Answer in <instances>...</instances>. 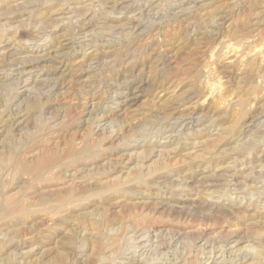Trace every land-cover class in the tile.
Segmentation results:
<instances>
[{"label": "rangeland", "instance_id": "obj_1", "mask_svg": "<svg viewBox=\"0 0 264 264\" xmlns=\"http://www.w3.org/2000/svg\"><path fill=\"white\" fill-rule=\"evenodd\" d=\"M0 32V125L27 140L0 145V264L68 243L74 264H264V0H0ZM91 209L99 231L68 219Z\"/></svg>", "mask_w": 264, "mask_h": 264}, {"label": "bare ground", "instance_id": "obj_2", "mask_svg": "<svg viewBox=\"0 0 264 264\" xmlns=\"http://www.w3.org/2000/svg\"><path fill=\"white\" fill-rule=\"evenodd\" d=\"M212 1V0H211ZM27 2V1H26ZM29 2V1H28ZM36 2V1H35ZM138 2V1H137ZM180 2V1H179ZM217 2V1H216ZM219 2V1H218ZM30 3V2H29ZM146 3V2H145ZM222 3V2H221ZM27 4V3H26ZM44 4V3H43ZM131 4V3H130ZM147 4V3H146ZM182 5V4H181ZM218 6H219V4H217ZM47 6V5H46ZM216 5H214V7H215ZM217 6V7H218ZM185 7V6H184ZM187 7V6H186ZM219 7H221V6H219ZM218 7V8H219ZM58 8V7H57ZM70 8H71V6H70ZM213 8V7H212ZM53 9V8H52ZM136 9V8H135ZM191 9V8H190ZM225 9V8H224ZM58 10V9H57ZM66 10V9H65ZM180 10V9H179ZM189 10V9H188ZM215 10H216V8H215ZM217 10H219V9H217ZM48 11V10H47ZM50 11V10H49ZM54 11V10H53ZM148 11V10H147ZM182 11V10H181ZM190 11V10H189ZM194 11V10H193ZM220 11H221V9H220ZM55 12V11H54ZM157 12V11H156ZM183 12V11H182ZM191 12V11H190ZM189 12V13H190ZM217 12V11H216ZM225 12H226V10H225ZM61 13H63L64 14V16H65V14H66V11H62ZM136 13V12H135ZM193 13V12H192ZM220 13V12H219ZM204 15V14H203ZM69 16V15H68ZM67 16V17H68ZM194 16V15H193ZM56 17V16H55ZM138 17V16H137ZM136 17V18H137ZM58 18H60V17H58ZM58 18H56V19H58ZM63 18V17H62ZM69 18V17H68ZM205 18V17H204ZM223 18V17H222ZM172 19V18H171ZM53 20V19H52ZM60 19H58V20H56L57 22H55V23H53L54 24V26L56 25V26H58V24L60 25V22H58ZM61 20H64V18L63 19H61ZM60 20V21H61ZM65 20H68V19H65ZM129 20V23L131 22V23H133V21H132V19L130 20V19H128ZM135 20V19H134ZM137 20H140V19H136V22H137ZM209 20V19H208ZM207 20V21H208ZM259 20V19H258ZM69 21V20H68ZM45 22V21H44ZM191 22H193V21H191ZM64 23V22H63ZM62 23V24H63ZM69 23V22H68ZM125 23H126V21H125ZM140 23V22H139ZM155 23V22H154ZM124 24V23H123ZM128 23H126V25H127ZM134 24V23H133ZM137 24V23H136ZM137 25H139V24H137ZM136 25V26H137ZM155 25V24H154ZM208 25V24H207ZM211 25V24H210ZM134 26V25H133ZM136 26H134V27H136ZM146 26V25H145ZM158 26V25H157ZM138 27V26H137ZM201 27V26H200ZM206 27V26H205ZM133 29V28H132ZM2 30V29H1ZM129 32V31H128ZM137 33V32H136ZM8 34V33H7ZM100 34V33H99ZM131 34V33H130ZM0 35H1V32H0ZM125 35V34H124ZM130 36V35H129ZM1 37V36H0ZM51 37H52V35H51ZM1 38H3V37H1ZM54 38H56V36H54L53 37V39ZM196 38V37H195ZM4 39V38H3ZM85 39V38H84ZM119 39V38H118ZM3 41V40H2ZM43 43V42H42ZM109 43V42H108ZM197 43V42H196ZM112 45V44H111ZM96 47V46H95ZM99 49V48H98ZM122 49V48H121ZM113 50V49H112ZM91 51V50H90ZM98 51V50H97ZM101 53H102V51H100ZM99 51L98 52H94L93 54H91V55H88V53H86L87 54V56H88V58H90L91 56L93 57H95L97 54H99L100 53ZM104 52V51H103ZM108 52V51H107ZM100 53V54H101ZM111 53V52H110ZM114 58L115 59H118V58H120L121 56H122V50L120 51V48H119V46H118V48H116L115 50H114ZM5 54V53H4ZM3 55V54H2ZM28 55V54H27ZM82 55H84V53L82 54ZM125 55V54H124ZM126 56V55H125ZM83 57V56H82ZM85 57V56H84ZM93 57V58H94ZM66 58V57H65ZM82 59V58H81ZM111 60V59H110ZM115 61V60H114ZM133 61V60H132ZM30 62V61H29ZM154 62V61H153ZM78 66V65H77ZM66 67V66H65ZM153 67V65H152V63H150V64H148V68L149 69H151ZM81 68V67H80ZM157 68V67H156ZM64 69V68H63ZM153 69V68H152ZM66 70H67V68H66ZM68 70L70 71L71 70V67H68ZM51 71V70H50ZM83 71V70H82ZM62 72V71H61ZM64 72H66V71H64ZM74 72H75V69H74ZM99 72V71H98ZM10 73V72H9ZM70 73H71V71H70ZM93 73V72H92ZM163 73V72H162ZM246 73V72H245ZM64 74H66V73H64ZM63 74V75H64ZM69 74V73H68ZM75 74V73H74ZM62 75V74H61ZM60 75V76H61ZM137 75V74H136ZM160 75V74H159ZM248 74H245V75H243L242 77H240V79L242 78V79H244L245 77H248L247 76ZM20 76V75H19ZM132 76V75H131ZM135 76V75H134ZM133 76V77H134ZM163 76V75H162ZM65 77V76H64ZM125 77V76H124ZM137 77V76H136ZM124 79V78H123ZM127 79V78H126ZM132 79V78H131ZM241 79V80H242ZM128 80H130L129 78L127 79V81ZM138 80V79H137ZM77 81V80H76ZM125 81V80H124ZM132 81V80H131ZM141 81V80H140ZM139 81V83L141 84V82ZM179 81V80H178ZM238 81V80H237ZM122 82V81H121ZM26 83V82H25ZM124 83H126V82H124ZM151 83H149V85H150ZM46 85V84H45ZM128 86V85H127ZM160 87V86H159ZM12 92V91H11ZM16 93V92H15ZM21 93V92H20ZM195 94V93H194ZM226 95V94H225ZM17 96V95H16ZM194 95H192V97H193ZM40 96H37L36 95V97H34V98H30V99H23V100H25L24 102V107H22V110H23V108H25L26 109V111H28V113L30 112V111H32V113H35V112H37V108H39V106H40V102H39V100H40V98H39ZM191 97V98H192ZM200 97V96H199ZM51 98V97H50ZM173 98V97H172ZM22 99V98H21ZM215 100V99H214ZM20 101V100H19ZM168 102V101H167ZM20 103V102H19ZM161 103V102H160ZM183 103V102H182ZM167 104V103H166ZM169 104V103H168ZM180 104V103H179ZM178 104V105H179ZM20 105V104H19ZM177 105V106H178ZM163 106V105H162ZM165 106V105H164ZM170 106V105H169ZM174 106V105H173ZM98 107V106H97ZM170 108H172V109H170V110H172V111H176V110H174L175 108L174 107H170ZM20 109V108H19ZM24 109V110H25ZM195 109V108H194ZM194 109H192V110H190V112H188L189 114H191V113H195L196 111L194 110ZM36 110V111H35ZM94 110V109H93ZM165 110H167V108L166 109H164V110H159L160 112V114H159V118L160 119H163V117L164 118H166V116H168V113H169V110L168 111H165ZM19 112H21V111H19ZM107 112V111H106ZM109 112V111H108ZM108 112L105 114V116L106 115H108ZM12 113V112H11ZM31 113V112H30ZM101 113V112H100ZM156 113V112H155ZM182 113V112H181ZM20 114H26V112L25 113H20ZM37 114V113H36ZM170 114H171V112H170ZM169 114V115H170ZM172 114H173V112H172ZM15 115H17L16 113H15ZM99 115V114H98ZM98 115H96V116H98ZM155 115V114H154ZM157 115V114H156ZM175 115V114H174ZM174 115H172V116H174ZM220 115V114H219ZM14 116V115H13ZM26 116V115H25ZM104 116V115H103ZM102 116V117H103ZM221 116V115H220ZM1 117V116H0ZM21 117L22 116H15V117H11L12 119H8V120H6V121H4L2 124H3V126H1V127H3L2 129H0L1 130V135H2V133H3V137L5 138V144L4 143H0V145H1V147H2V145L3 146H5V150H8V152H10L11 154H13V153H15V150H16V147H18V144L20 145V144H23V146H24V144L27 142V140H26V138H22L21 139V141L20 142H17V143H14V141H13V133H14V127H16V125L18 124V123H20V122H23V121H20L21 120ZM99 117V116H98ZM156 117V116H155ZM162 117V118H161ZM188 117V116H187ZM190 117V116H189ZM253 117V116H252ZM4 118V117H3ZM92 118V117H91ZM27 119V118H26ZM102 119V118H101ZM218 119V118H217ZM24 120V119H23ZM100 120V118L98 119V121ZM174 120V119H173ZM211 120V119H210ZM214 120V119H213ZM0 121H3L1 118H0ZM95 121V120H94ZM212 122V121H211ZM213 123V122H212ZM222 123V122H221ZM88 124H90V123H88ZM211 124V123H210ZM91 125H92V123H91ZM97 125V124H96ZM24 127H25V125H24ZM136 127V126H135ZM144 128H147V127H145V126H143ZM100 128V127H99ZM204 128V127H203ZM78 129V128H77ZM92 129V128H91ZM242 129V128H241ZM260 129V128H259ZM76 130V129H75ZM94 131V130H93ZM96 131V130H95ZM92 131H89V133L90 134H92L91 133ZM179 132V131H178ZM208 132V131H207ZM88 133V134H89ZM94 133V132H93ZM101 133V132H100ZM112 133V132H111ZM158 133V132H157ZM186 133V132H185ZM97 134H98V132H97ZM260 134V133H259ZM93 135V134H92ZM29 138V137H28ZM86 138V137H85ZM87 138H89V137H87ZM156 139V138H155ZM87 139H84V143H83V145H81L82 147L80 148V150L78 149V151L76 150L75 152H72L73 150H71V145L69 144V143H67V144H69L68 145V149H66V151H64V153H62L63 155H65V156H63L62 154H60V153H55V152H51V153H49L48 152V154H46V156H42L43 158H41L39 161H38V164L36 163L35 165L36 166H33L32 167V173H36V174H38V169L40 168H44V166H48V165H52V164H55L56 165V163H59V161L61 160V158H62V160L64 159V162H65V158H72V159H85V157H89V156H93L94 154H96V147H97V142L96 141H94V140H90V139H88L87 141H86ZM126 140V139H125ZM72 141V140H71ZM172 141V140H171ZM180 141V140H179ZM253 141V140H252ZM189 142V141H188ZM231 142V141H230ZM72 143V142H71ZM122 143V142H121ZM149 144V143H148ZM26 146V145H25ZM74 146V145H73ZM122 146V145H121ZM251 147V146H250ZM64 148H66V147H64ZM20 149V148H19ZM19 151V150H18ZM18 151H17V153H18ZM99 151V150H98ZM2 152V151H1ZM59 152V151H58ZM98 153V152H97ZM11 158V157H10ZM16 158V157H15ZM68 160V161H71V160ZM133 159V158H132ZM140 160V159H139ZM3 161V160H2ZM15 161V160H14ZM13 161V162H14ZM67 161V160H66ZM73 161V160H72ZM75 161V160H74ZM126 161V160H125ZM1 162V161H0ZM64 162L62 161V164H64ZM65 163H68V162H65ZM2 164V162L0 163V165ZM5 164V163H4ZM13 164V163H12ZM62 164H60V165H62ZM161 164V163H160ZM163 164V163H162ZM137 165V164H136ZM233 165V164H232ZM14 166V165H13ZM80 166V165H79ZM141 166V165H140ZM206 166V165H205ZM45 167V168H46ZM50 167V166H49ZM58 167V166H57ZM235 167V166H234ZM80 169V168H79ZM230 169V168H229ZM44 170V169H43ZM46 170V169H45ZM85 170V169H84ZM66 171V170H65ZM88 172V171H87ZM40 173V172H39ZM248 173V172H247ZM249 174V173H248ZM40 175V174H39ZM232 175V174H231ZM71 176V175H70ZM80 176V175H79ZM137 176H138V178H140L141 176L143 177L144 175H143V172L141 171V170H138V172H137ZM144 180V179H143ZM256 185V184H255ZM164 186V185H163ZM117 187H120V186H117ZM116 187V188H117ZM114 188H115V186H114ZM85 189V188H84ZM73 190V189H72ZM111 191V190H110ZM206 193V192H205ZM72 195H73V193H72ZM72 195H70V196H72ZM73 197V196H72ZM210 197V196H209ZM76 198V197H75ZM68 199V198H67ZM74 199V198H73ZM250 200V199H249ZM66 201H68V200H66ZM262 201H264V200H262ZM264 207V206H263ZM108 210V209H107ZM256 211V210H255ZM102 213V212H101ZM82 216H79V217H77L76 216V218H74V215H70L69 216V220H70V222L71 221H73V222H76V223H78V222H81L82 224L83 223H86L84 226H82V227H86V229L88 228H91V231L92 230H97V231H99V226H101L100 225V221L101 220H103V218H104V215L102 216V219L99 221V220H95V219H97L95 216V212H94V210H92L91 209V211L89 210L88 212H86L85 211V213L84 214H82V213H80ZM99 215V214H98ZM67 217L68 216H66V219H67ZM106 217V216H105ZM64 218V217H63ZM66 219H64V220H66ZM76 219V220H75ZM106 219V218H105ZM68 220V221H69ZM75 220V221H74ZM109 220V219H108ZM104 221V220H103ZM110 222V221H109ZM113 222V221H112ZM75 223V224H76ZM81 228V227H80ZM103 228V227H102ZM87 229V230H88ZM76 231V230H75ZM78 231V230H77ZM76 231V232H77ZM90 231V230H89ZM90 231V232H91ZM96 231V232H97ZM103 231V230H102ZM74 232V231H73ZM93 232V231H92ZM101 232V231H100ZM83 233V232H82ZM110 233V232H109ZM101 234V233H100ZM104 234V233H103ZM92 235V234H91ZM98 235V234H97ZM70 237V236H69ZM73 237V236H72ZM71 238V237H70ZM174 239V238H173ZM77 241V240H76ZM1 243V242H0ZM68 244H70V246L68 247V249H71V250H73V251H75L74 250V248L72 249V247H74V243L73 244H71V243H68ZM73 245V246H72ZM67 249V248H66ZM101 250V249H100ZM73 251H70V250H65V251H63V253L62 252H60L59 251V253L56 255V257H54L53 259H51L50 260V264H74V260L73 259H71V254L73 253ZM76 252V251H75ZM222 252V251H221ZM9 253V252H8ZM27 253V252H26ZM101 253V254H100ZM24 255V254H23ZM99 256H98V261L100 260H104V263L105 262H107L108 260V256H104V252L102 253V252H99V254H98ZM105 255H106V253H105ZM45 256V255H44ZM87 256V255H86ZM110 256V255H109ZM7 259H9L10 260V257L9 256H5ZM4 257V258H5ZM25 257V256H24ZM22 257V255H21V261H20V263L19 264H31V259H27V257ZM30 256H28V258H29ZM112 257V256H111ZM112 259V258H111ZM126 259V258H125ZM131 259V258H130ZM147 259V258H146ZM33 260V259H32ZM127 261V260H126ZM132 261V260H131ZM204 261V260H203ZM120 262V261H119ZM128 262V264H129V261H127ZM35 263V262H34ZM39 263H41V262H36V264H39ZM108 263V262H107ZM165 263V262H164ZM187 263V262H186ZM103 264V263H102ZM131 264V263H130ZM140 264V263H139ZM219 264V263H218ZM241 264V263H240Z\"/></svg>", "mask_w": 264, "mask_h": 264}]
</instances>
